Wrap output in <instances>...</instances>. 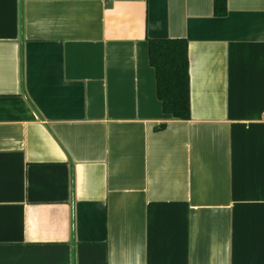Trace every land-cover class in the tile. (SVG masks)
Returning <instances> with one entry per match:
<instances>
[{
  "label": "crops",
  "instance_id": "0c3cea01",
  "mask_svg": "<svg viewBox=\"0 0 264 264\" xmlns=\"http://www.w3.org/2000/svg\"><path fill=\"white\" fill-rule=\"evenodd\" d=\"M0 264H264V0H0Z\"/></svg>",
  "mask_w": 264,
  "mask_h": 264
},
{
  "label": "trees",
  "instance_id": "16d2710c",
  "mask_svg": "<svg viewBox=\"0 0 264 264\" xmlns=\"http://www.w3.org/2000/svg\"><path fill=\"white\" fill-rule=\"evenodd\" d=\"M227 14V0H214V15ZM149 64L155 73L156 95L162 112L176 120L190 118L188 42L153 39L148 42Z\"/></svg>",
  "mask_w": 264,
  "mask_h": 264
}]
</instances>
